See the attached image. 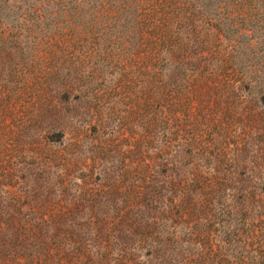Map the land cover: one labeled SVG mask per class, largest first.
<instances>
[{
	"label": "rangeland",
	"instance_id": "rangeland-1",
	"mask_svg": "<svg viewBox=\"0 0 264 264\" xmlns=\"http://www.w3.org/2000/svg\"><path fill=\"white\" fill-rule=\"evenodd\" d=\"M249 34L261 62L203 73L93 47L50 71L1 39L0 264L239 261L264 223V24Z\"/></svg>",
	"mask_w": 264,
	"mask_h": 264
},
{
	"label": "trees",
	"instance_id": "trees-1",
	"mask_svg": "<svg viewBox=\"0 0 264 264\" xmlns=\"http://www.w3.org/2000/svg\"><path fill=\"white\" fill-rule=\"evenodd\" d=\"M261 7L264 0H0L1 49H11L13 36L23 54L32 50L50 71L51 58L92 47L170 58L181 71L199 73L213 65L217 53L228 52L241 69L254 58L261 62L241 39L251 37L264 17L244 29L239 18L248 20L247 12ZM214 32L225 43L224 52L214 46ZM253 226L249 223L241 242L243 256L228 264H264V223Z\"/></svg>",
	"mask_w": 264,
	"mask_h": 264
}]
</instances>
